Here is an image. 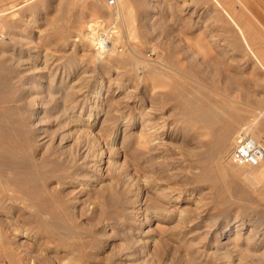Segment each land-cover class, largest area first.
Returning a JSON list of instances; mask_svg holds the SVG:
<instances>
[{
	"label": "rangeland",
	"instance_id": "374dc122",
	"mask_svg": "<svg viewBox=\"0 0 264 264\" xmlns=\"http://www.w3.org/2000/svg\"><path fill=\"white\" fill-rule=\"evenodd\" d=\"M148 1L150 2L147 6L143 7L137 5L135 0H130L128 7L129 22L125 23L119 18L116 19L114 16L108 17L106 14L108 11H114L116 9L117 2L115 6L107 5L106 7L93 5L88 1H80L76 3V6L74 5L72 9L73 14H68V16L66 12L68 10V0H0V8H8L7 10H9L8 15L11 17L13 26L15 25L13 31L19 32L21 36L27 35L23 37L25 39L23 43L27 46L26 48L23 47L25 46L23 43L12 45L17 48L22 45L21 47L24 50L22 57L24 62L23 67L27 68L32 63L34 64L32 56L36 54L40 58L43 56L52 57L53 64H60L58 68L59 75L62 73L65 74V72L69 73V83L73 81L78 82L79 79L77 78L83 75L81 71L89 75H93L94 73L93 78L95 77L97 81L95 82V86L99 85L98 80H102L101 94H108L105 99L112 100V102H109L111 107L109 106L108 110L112 108L114 111H111L105 116L106 121L104 120L105 122H102V125L99 124V121H102L104 115L100 114L98 123L91 127V131L92 133L94 132V135L96 134L95 136L98 139L101 136L99 146L101 149L103 147L102 150L105 149L102 152V159L105 162L101 166L107 168V170L102 169L101 172L105 174V180H109L108 182H111L117 191L113 192V195L111 194L110 196L109 192L106 195V192L103 193L99 191L100 189L95 188L97 184L94 182L89 185L88 189H85L80 184L72 181L73 170H80L84 173L85 169H80L79 165L81 166V164L78 161L74 164V162L72 163L67 160V158H71L73 153L71 155L69 153L61 154L58 151L59 149L55 138L57 136L59 137L62 131L67 132L70 130L68 132L70 138L67 143H71L75 132L73 125L68 124L64 126L65 128H59L57 125V123L59 124V118L55 111H47L49 118L47 120L44 118L40 121L39 126L42 127V131L37 132L39 134L38 136H44V139L53 137L49 149L48 147L44 149V147L39 145H36V147L35 145L33 146L30 141L33 136L32 132H34L31 129L33 126L25 118H23L25 123L22 121L20 123L14 113L9 116L0 117L1 130L4 133L17 137L15 141L9 140L7 137L6 141L3 142L4 146H2V149L0 148L3 162L0 165V184H2V187L0 185V264H204V262L218 264L220 262L219 260L214 261L217 257L214 258L215 255L212 253L197 255L193 252V249L196 247L206 246V242L210 239H204L203 231L206 223L210 220V218L206 219L204 217L209 214H205L204 211H199L196 208V201H211L217 188L209 181L199 180L202 167L207 162L205 161L207 158L204 156V153L209 145V136L200 125L192 121H186L181 117L180 103L177 101L176 96L182 86L190 85L189 87L193 89L194 86L198 85L203 87L212 96L225 98L232 104H238L251 110L253 106L249 105L250 103L242 102L245 100L241 90L243 88L242 85L246 86V89L249 88L247 90V92L250 90V93L248 92L249 97L250 95L253 97L256 94V96H259L261 90L259 88L257 89L256 85H253L254 83L245 84L244 82V84L241 83L237 86L231 80L229 81V76L236 73L238 69L239 71L241 69L244 76H250L252 72L256 73L257 71L254 72L252 69V59L244 48H233L234 46L230 41L234 35L232 32H229V25H227L225 19L216 10L214 11L207 2L206 5L201 0L202 3L199 5L196 3V0ZM247 1L254 7L258 20L260 21L259 32L262 33L260 40L264 42V0ZM151 2L156 4V6L154 7ZM184 2L188 5L186 9L181 7V4ZM195 8L198 9L197 12H201L199 17L200 21L198 20L197 27H191L189 23L191 22L189 21L191 19L190 13L193 10L195 11ZM19 19H22L23 22ZM89 23H93L90 30L91 32H95L96 37L98 36L100 39V45L105 49L102 53L105 56L101 54L99 55V59L95 55V45L86 41L85 37L79 34L80 30L88 27ZM96 25H98L97 29ZM226 25L228 28L223 30L226 28ZM18 28L22 29L19 30ZM227 31L229 32L228 35ZM225 33L227 36L224 35ZM119 37L122 38V41ZM197 37L202 38V42L204 43L207 42L206 38L215 39L217 44L207 42L209 44L208 49H210L209 53L199 52L195 45V39ZM109 40L112 41L110 42ZM114 40L117 44L119 43L118 46L121 44L124 46H120V48L123 47L122 51H120L121 53H110V48ZM12 46L8 45V51ZM105 47L108 49L106 50ZM125 52L130 53L129 55L134 57L137 64L136 62L128 63L117 61L116 58L120 57L121 54L122 56H128ZM27 54L32 55L28 58ZM6 56L7 54L0 58V64L7 62ZM101 56L104 58H100ZM172 56L177 57L179 64H170ZM215 56L217 57L214 60ZM138 58H140V61ZM118 62L121 64H118ZM39 65L41 64L39 63ZM165 65L166 67L164 68ZM246 69L249 70V73L248 71L246 72ZM30 73L31 70H27L24 77H27ZM152 78L154 79L152 80ZM162 81L164 85H161ZM203 82L205 86H202ZM147 83H152L154 86L153 93L150 92L151 90L149 93L148 91L147 94L145 93V99L151 100V107L153 106V114L151 113L153 120L165 123L167 125L165 129L171 134L172 132L176 134L171 138L172 143L169 146L170 148H168L169 150L166 149L164 151L165 155L158 157L159 163H164V160L166 161L163 165L166 169L164 172L165 176L159 170L158 162L154 165L149 162L147 163L146 159H148V154L146 150H143L144 155L140 158L141 160L137 159L140 151L138 150L136 142L138 124L136 122L137 109L135 106L140 101L137 98L141 95L137 87L143 88ZM108 85L110 89H107ZM127 90H130L128 94L130 96L125 94ZM113 91L115 93H111ZM235 91L237 92L236 97ZM233 94L234 96H232ZM41 100L42 102L45 101L42 103V105L46 104L45 107L51 104L49 101L47 103L45 99ZM120 114L122 115L120 116ZM253 118L254 116L250 112H247L243 122L251 123ZM256 120L255 133L257 134L259 142L264 146V118H258ZM98 124L102 128L100 127L98 129ZM48 127L50 129L52 128V130ZM53 128L56 134L53 133ZM237 129L232 130L233 136ZM105 134L106 136L109 135L110 138H107ZM200 134L203 138H200ZM20 136L22 137L20 138ZM102 136L105 137L103 138ZM112 136L113 139L111 138ZM232 147L231 145L228 151L222 155L221 159L223 163L226 160H228L225 162L226 164L235 162L230 157ZM12 152L14 153L12 154ZM199 158L204 160V162L202 163ZM34 159L36 162H33L35 161ZM198 159L199 161H197ZM12 160L17 164L16 170L15 168L14 170L13 168L10 169L8 166ZM139 160L140 162H138ZM235 164L238 166L237 170L241 177L239 176L236 181L229 183V191L225 195L226 201L221 202L222 204L211 203L210 208L208 207V212L213 216L212 218H218L219 223L222 225L226 221L232 223L235 221V216L241 217V214L247 228L254 224V220L256 219L264 224V182H262L264 181V177L258 181L259 183L245 181L242 175L247 172L246 170H251L250 167L243 164L239 166V163ZM113 166H118L119 168L113 170ZM149 166H153L154 168L152 170L148 169ZM261 167L264 168L263 165ZM31 169L36 170V173L41 175L42 178H38L34 183L30 182L25 185L23 192L13 189L7 182V178L15 171H23V174H26ZM158 170L160 173H158ZM168 170L172 172L171 175L169 174L171 172ZM112 177L115 179L113 180ZM156 183L163 187L171 186L182 191L183 200L187 201L168 202L167 198L156 194L154 188H151ZM118 187L120 190H118ZM121 187H127L131 190L128 193L129 201L131 200L130 204L136 205L137 209L140 207V212L136 214L126 212L124 205H122V195L124 194H122ZM87 190L90 193H85L88 192ZM135 190L137 191L133 192ZM115 193L117 194L115 195ZM84 194L86 196L85 199ZM21 197L30 198L28 201L32 203L31 208L24 199V203L22 202ZM180 210L183 211V214H188L189 218H194L197 211H199L203 215L199 219L204 220L194 225H188L189 222L184 224L180 220L178 221ZM72 214L73 218L71 216ZM113 216L116 217L114 218ZM44 217L45 219H43ZM192 227L194 228L192 230L194 233L190 229ZM17 228L18 230H16ZM182 229L184 230L182 231ZM23 230L26 231V236L20 237L19 234ZM190 234L193 235L189 236ZM182 235L183 237L185 235V238ZM12 237L13 239L11 240ZM16 238L21 240L20 243ZM183 239L185 240L183 241ZM16 242L19 247L16 245ZM189 242L194 248L188 245ZM76 259L78 262L75 263L77 261Z\"/></svg>",
	"mask_w": 264,
	"mask_h": 264
},
{
	"label": "bare ground",
	"instance_id": "6f19581e",
	"mask_svg": "<svg viewBox=\"0 0 264 264\" xmlns=\"http://www.w3.org/2000/svg\"><path fill=\"white\" fill-rule=\"evenodd\" d=\"M80 1H88V2H91L93 5H102V6H106L107 7V4H105V1H103V0H68V10L66 11L67 15L68 14L69 15L73 14V10L72 9H73L74 5L76 6V3L80 2ZM116 1H117L116 9L114 11H108L106 13L107 16L108 17L114 16V17H116V19L119 18L125 23L129 22L128 21V19H129L128 7H129V4H130V0H116ZM135 1L137 2V5L143 6V7L147 6V4L150 2L148 0H135ZM202 1L205 2V4L207 2L209 5H211L212 9H214V11L216 10L218 12V14H220V16H222L225 19L227 25H229V28L226 25L225 26L226 28H224L223 30L228 28V30H230L229 32H232V34L234 35V37L232 36L233 38L230 41L231 44L234 46L233 48H235V47L236 48H244L246 53L252 59V62H253V64H251V66L253 65L252 69L254 70V72L257 71L256 73L252 72L253 74L250 72L251 73L250 76H244V73L242 74L241 69L239 71V69L236 67L238 69V71H236V73H233V74H231L229 76V78H230L229 81L231 80L237 86H238V84H241V83L244 84V82H245V84L246 83H254L253 85H256L257 89L259 88L262 92L260 91L261 94H259V96H256L257 95L256 94L255 96L252 95L253 97H251V95L249 97L248 92L250 90L247 92V90L249 88L246 89V86L242 85L243 88L241 90H242L244 98H245V100L242 101V102L243 103L244 102L250 103L249 105L253 106V109H251V110L245 108L244 106L238 105V104H232L228 100H226L225 98L212 96L206 90H204L203 87L198 86L197 84H196L197 86H194L193 89L191 87H189L190 85L189 86H187V85L182 86L181 85L182 88L180 89V92L177 93L176 98H177V101L180 103L179 105H180V110H181L182 116L180 115V113H179V115L186 121H192L194 123H197V125H200L202 128L205 129L206 134L209 136V145L207 144L208 148L206 147L207 149H206L205 153L203 152L204 156L208 160L205 159V161H207V162L202 167L201 173L199 175V180L202 179V180L209 181L212 184H214L216 186V188H217L216 193L213 195L211 201H200V200L196 201V208L199 211H204L205 214L206 213L209 214L208 216L204 217L206 219L210 218V220H208V222L206 223V225H205L206 227L203 229V231H204V239H208V238H210V239L208 240V242H206L207 243L206 246H203V247H199V248L196 247L195 249H193L194 247L192 246V244L190 242L188 243V245L193 247L192 248L193 252H195L197 255L206 254V253L214 254L215 255L214 258L217 257V259L214 260V258H213V260L214 261L219 260L220 262L218 261L219 262V263L217 262L218 264H264V224H262L261 221L256 219V220H254V224H252L250 227L247 228L246 227V223H245L244 219L242 218V214H241V217H237V215H236L235 218H234L235 221H233L232 223H230V221H226V223L224 225H222L221 223H219L218 218H212L213 216L208 212V207L210 208L211 203H216L217 204V203H221V202L226 201L225 200V195L229 191V183L231 181H236V179L239 178V176H240V173L237 170L238 166H237V164H235L236 162H234V163L232 162V163L226 164L225 162H227L228 160L224 159L226 161L223 163V160L221 159L222 155L225 154L228 151V149H229V147L231 145L233 146L235 138H236V136L238 134H241V133L247 134V135L251 136L256 141L259 142V140L257 138V134L255 133V131H256L255 130V126H256V121H257L256 119L264 118V42L260 40V35L262 34L261 32H259V23H260V21L258 20V17L256 15L254 7L252 5H250L247 0H202ZM196 3H198L200 5L202 2H201V0H196ZM152 4H153L154 7L156 6V4H154V3H152ZM205 4H203V5H205ZM187 6L188 5L186 4V2L181 4V7L183 9H186ZM7 9H1L0 10V58H2L4 55L7 54L6 57H7V62H8V63L6 62L4 64H0V117L9 116V115L14 113L17 116V120H19L20 123L24 122L23 118H25L26 120H28L30 122V125L33 126V128H31V129H33L34 132H32L33 136L30 139V141L32 142L33 146L35 145V147H36V145H39L41 147H44V149L47 148V147L49 149L51 144H52L53 137L52 138L48 137L47 139H44V136L39 137L38 136L39 134L37 132L38 131H42L41 130L42 127L39 126L40 121L42 119H44V118H46V120H47V118H49V115H48L47 111L48 110H50L51 112L55 111L57 116H58V118H59V124L57 123L59 128L64 127V126L69 124V125H73V127H74L73 130L75 132V135L72 137L73 139L71 138L72 139L71 143H67V141L70 138L69 133H68V132H70V130H68V131L66 130L67 132H65V131L63 132L62 131V133L59 135V137L55 136L56 137L55 141L57 142V146H58V149H59L58 151L61 154L69 153L71 155V153H73L71 158L69 157V158H67V160L71 161L72 163L74 162V164L78 161L81 164V166L79 165L80 169H85L84 173L81 172L80 170H73V172H72V175H73L72 181H74L77 184H80L85 189H88L89 185H91V183L94 182V183L97 184V187H95V188L100 189L99 191H101L103 193L106 192V195L109 192L110 196H111V194L113 192H117L116 189H115V186L111 182H108L109 180L106 181L105 180V176H104L105 174H103L101 172L102 169H104V170L106 169L107 170V168H103V166H101L102 163L105 162L102 159V157H103L102 156L103 155L102 152L105 149L102 150L103 147L101 149V147L99 146L100 145L99 144V140H100L101 136L98 139L95 136L96 134L94 135V132L92 133V131H91V127H93L94 125H96L98 123V121L100 119V114L104 115L102 121L101 122L99 121V124L102 125V122L106 121L105 120L106 119L105 116L108 113H110L111 111H114L112 108L108 110V107L110 106L109 102H112V100L109 101L107 98L105 99V97L108 94H106V95H102L101 94L102 80H98L99 81V85L95 86V82H97V81L95 80V77L93 78L94 73H93V75H89V74H85V73H83V71H81L83 75H81L79 78H77V79H79V81L78 82L77 81H73L72 83H69L68 82L69 73L65 72V74L62 73L61 75H59L58 68H59L60 64L59 65L56 64V63L53 64L52 57L43 56V55H42L43 56L42 58H40L39 55H36V54L33 55L32 58L34 60L33 59L32 60H33L34 64L32 63L27 68L23 67L24 66L23 65L24 62H23V58L22 57H23V51L24 50L21 47L22 45H20L18 48L17 47H13L12 45H15L17 43L18 44H22L23 40L25 42V39H23V37H26L27 35L26 36H21V35H19V32L13 31V28H14L15 25L13 26V22L11 21V17L8 15V13H9L8 11L9 10H7ZM197 10L198 9H196L195 11L193 10L190 13L191 14V19L189 21H191V22H189V23H190L191 27H197V25H198L197 23L200 21L199 17H200L201 12H197ZM206 10H208V9H206ZM139 13H141V12L139 11ZM94 14H95V12H94ZM75 17H76V15H75ZM77 17H78V12H77ZM79 17H80V15H79ZM217 17H218V15H217ZM16 18H18V17H16ZM19 18H20V16H19ZM19 20L22 21V19H19ZM75 20H77V18H75ZM79 20H81V19L79 18ZM92 26H93V23H89L88 27H86L85 29H81L80 33H79V31H78V33L80 34V36H84L86 41H89L90 43L95 45V49H96L95 50V55H96V58L99 59V55H101L105 51V49H103V47L100 45V43H101L99 41L100 39L98 38V36L96 37L95 32H91L90 29H91ZM97 26L98 25H96V29H97ZM21 29H19V30H21ZM229 32L227 31V35H228ZM101 33H103V32H101ZM115 35H116V33H115ZM201 35H202V33H201ZM224 35H226V33ZM71 38H73V37H71ZM104 38H103V40H104ZM109 38H111V37H109ZM112 39H114V38H112ZM121 39L122 38H120V40ZM263 39H264V37H263ZM29 40H31V39H29ZM206 41L208 43H210V44H212V43L213 44H217L215 39H212V38H206ZM207 42L206 43L202 42V38H199V37H197L195 39V45L197 46L199 52H202V53H207L208 52L209 53L210 49H208L209 48L208 47L209 44H207ZM118 44L116 43L115 40L112 42V46L110 48L111 52L109 51L111 54H112V52L116 54L117 52L122 51V48L124 46L121 44L123 47L120 48L121 45L118 46ZM8 45L12 46L11 48L9 47L10 48L9 51L7 49ZM23 47L26 48L27 46L25 45ZM84 47H87V46H84ZM214 47H216V46L214 45ZM38 49H36V50H38ZM107 49L108 48H106V50ZM130 51H132V49H130ZM128 52H129V50H128ZM128 52H125V53H127L128 56H124V55L122 56V54H121L120 57L116 58V56H115V58L117 59V61H120V62H128V63L136 62V64H137V61L134 60V57L130 56L129 55L130 53H128ZM38 54H40V53H38ZM27 55H28V58H30L29 56H31L32 54H27ZM102 55H104V54H102ZM131 55H132V53H131ZM74 56H76V55H74ZM106 56L108 57V55H106ZM175 56H172V58H171V63L170 64H172V65L179 64L178 61H177L178 59ZM102 57L103 56H101L100 58H102ZM216 57L217 56H215L214 60L216 59ZM245 57H246V55H245ZM111 59L113 60V58H111ZM139 59L140 58H138V60ZM139 61H138V63H139ZM9 62H10V64H9ZM120 62H118V64H121ZM39 63L41 65H39ZM206 63H208V62H206ZM66 64H68V63H66ZM104 64H105V62H104ZM180 64H182V63H180ZM144 65H146V64L144 63ZM168 65H169V63H168ZM68 66H70V65H68ZM182 66H183V64H182ZM110 67H112V66L110 65ZM136 67H138V65H136ZM141 67H142V64H141ZM162 67H163V65H162ZM165 67H166V65L164 66V68ZM75 68H77V67H75ZM186 69H187V67H186ZM27 70H31V73L27 77H24V75L27 72ZM124 71H126V70H124ZM247 71L249 73V70L246 69V72ZM63 72H64V70H63ZM84 72H86V71H84ZM167 75H168V73H167ZM172 76H174V75H172ZM134 77L136 78V76H134ZM153 79L154 78H152V80ZM191 79H192V77H191ZM202 79H204V78H202ZM122 82H120V83L122 84ZM204 82H206V81H204ZM204 82L202 83V86L204 85ZM109 85H108L107 89H110ZM161 85H164L163 81H162ZM253 85H251V86H253ZM138 87H137V90L141 93V95L137 98L140 101L137 102L136 106H135L136 109H137L136 122L138 124V133L136 134V142H137V145H138V150L140 151V155L137 157V159H140L142 157V155H144L143 154V152H144L143 150H146V152L148 154V156H147L148 159H146L147 163L149 162L152 165H154V164H156L158 162L159 170L161 171V173H163V176H165L164 172L166 171V169H165V167H163V165H164V163L166 161L164 160L163 161L164 163H159L158 157H160L162 155H165L164 151L166 149L170 148L169 146L172 143L171 138L174 137V135H176V134H173V132H172V134L170 132H168L165 129V127L167 126L165 123H160V122H156L155 120H153V117H152V114H153L152 113V111H153L152 107L153 106L151 107V104H150L151 100L149 101V100L145 99V97H146L145 93L147 94V91L149 93V91L151 90L150 92L153 93V87H154L153 84L152 83L151 84L147 83L145 85V87H143V88H138ZM129 91L130 90H127L125 92V94L128 95L130 93ZM174 91H176V90H174ZM111 93H115V91H113ZM236 94H237V92L235 93V97H236ZM128 96H130V95H128ZM232 96H234V94ZM41 99H45L47 103L49 101L52 105L49 104L47 107H45L46 104L42 105V103H44L45 101L43 100L44 102H42ZM145 101H147V102L145 103ZM174 104H175V102H174ZM247 112H250L251 115L254 116V118L252 119L251 123L243 122V120L246 118ZM121 115L122 114H120V116ZM50 116H52V115H50ZM108 116H110V115H108ZM162 122H164V121H162ZM99 124H98V126H99L98 129L101 127V125H99ZM64 128H63V130H64ZM235 128H238V129H237L235 135L233 136L232 130L235 129ZM103 129L105 130V128H103ZM50 130H52V128ZM54 131H55V129L53 130V133H54ZM54 134H56V132ZM99 134H98V136H99ZM197 134H199V133H197ZM105 136H106V134H105ZM108 136L109 135H107L106 137L110 138V136L109 137ZM200 136H201V134H200ZM7 137H8L9 140H12V141L17 140V137H15V135L4 133L1 130V128H0V148L1 149H2V146H4L3 142L6 141ZM21 137L22 136H20V138ZM103 138H101V139H103ZM111 138L113 139V136ZM200 138H203V137L201 136ZM106 143H107V141H106ZM23 144H24V142H23ZM6 145H8V144H6ZM54 148H55V145H54ZM8 149H10V148H8ZM27 149H29V148L27 147ZM12 150H10V151H12ZM13 153L14 152H12V154ZM16 155H17V153H16ZM226 156H228V155H226ZM104 157H105V155H104ZM199 159L197 161H199ZM140 160L138 162H140ZM200 161H202V163L204 162V160H201V159H200ZM10 162L11 163L8 164L9 168L10 169L13 168V170L15 168V170H16V168H17L16 162L13 161V160L10 161ZM33 162H36V160L33 161ZM107 162H108V159H107ZM2 163H3L2 162V154L0 152V165ZM197 163H200V162H197ZM144 164H146V163H144ZM41 165H42V163H41ZM113 165H114V163H113ZM239 166H240V164H239ZM113 167H114L113 170H115V168H119L118 166H116V167L113 166ZM142 167H144V165H142ZM166 167H169V166H166ZM263 167H264V165H263ZM153 168H154L153 166L152 167L151 166L148 167V169H151V170ZM240 169H242V168H240ZM250 169L251 170H246L247 172L245 174H243V175L241 173V175L243 176L242 178L245 181H250L252 183H256V182L260 181L264 177V168H262L261 166H250ZM51 170H52V168H51ZM160 171L158 173H160ZM168 171L171 172L170 170H168ZM117 172H118V170H117ZM242 172H243V170H242ZM169 174L171 175L172 172L169 173ZM106 177H108V176H106ZM116 177H118V176H116ZM38 178L41 179L42 176L38 175L36 173V170H32L31 169V170L27 171L26 174H23V171H21V172L20 171H17V172L15 171L13 174H11L10 177L7 178V182L13 187V189L23 192V189H24L25 185H27L30 182L34 183ZM109 178H111V177H109ZM114 179L115 178H113V180ZM122 179H120V180H122ZM125 181H126V179H125ZM262 182H264V181H262ZM0 185L2 187V184H0ZM251 186H253V185H251ZM151 188H154V190L156 191V194H158V195L160 194V195H162V197L167 198L168 202H171V201L172 202L187 201V200H183L182 191H180V190H178L176 188H173L171 186L163 187L160 184L156 183V184L152 185ZM92 189H93V187H92ZM90 190H91V188H90ZM118 190H120L119 187H118ZM129 190L130 189H128L127 187H123L122 188V194H124V195H122L123 196L122 197V205H124L127 213H129V214L135 213L136 214L137 212H140V207H139V209H137L136 205L130 204L131 200L129 201V198H128L129 197L128 193H130ZM136 191L137 190H135L133 192H136ZM85 193H90V192L88 191V192H85ZM18 194H20V193H18ZM116 194L117 193H115V195ZM138 195H139V193H138ZM144 195H146V194H144ZM84 196H85V194H84ZM43 198H45V197H43ZM85 198H86V196L84 197V199ZM100 198H102V197H100ZM23 199H24V201H26V203L31 208L32 203H30V201H28V200H30V198L29 197H27V198H25V197L22 198L21 197L22 202H23ZM69 200H70V198H69ZM118 200H119V198H118ZM144 200H146V199H144ZM233 200H237V199H233ZM91 201H92V199H91ZM93 202H94V199H93ZM57 203H59V202H57ZM95 204H96V202H95ZM41 205H43V204H41ZM141 207H143V206H141ZM105 209H107V208H105ZM199 211H197V214H195L194 218H189L188 214H183L182 213L183 211L180 210V212H179L180 214L178 216V221L180 220L184 224L185 223L187 224V222H189L188 225H194V224L198 223L199 221L202 222L204 219H199V218H201L200 216L202 215ZM237 211H239V210H237ZM240 211H242V210H240ZM71 212H73V211L71 210ZM111 213H115V212H111ZM129 214H128V216H130ZM49 215H52V214H49ZM255 215H257V214H255ZM71 216L73 218V214ZM43 219H45V217ZM128 222H130V221H128ZM190 229H191V231L194 230L193 227L190 228ZM16 230H18V228ZM140 230L142 231V229H140ZM183 230L184 229H182V231ZM77 232H78V230H77ZM192 232L194 233V231H192ZM14 234H16V233H14ZM19 235H20V237L26 236V231L23 230ZM192 235L193 234H190L189 236H192ZM129 236H131V235H129ZM182 237H183V235H182ZM183 238H185V235H184ZM12 239H13V237L11 238V240ZM17 240L20 243L21 240H19V239H17ZM133 240H134V237H133ZM184 240L185 239H183V241ZM127 243H128V241H127ZM184 243H187V242H184ZM16 245H17V242H16ZM141 245H143V244H141ZM130 246H131V244H130ZM195 246H196V244H195ZM143 247H144V245H143ZM185 248H186V246H185ZM140 249H141V247H140ZM72 250H75V249H72ZM125 252H124V254L127 253V252L126 253ZM70 253H71V251H70ZM71 255H72V253H71ZM122 257H123V255H122ZM74 259H75V256H74ZM74 259H72V260L74 261ZM199 260H201V259H199ZM76 262H78V260L75 261V263ZM204 264H208V263L204 262Z\"/></svg>",
	"mask_w": 264,
	"mask_h": 264
},
{
	"label": "built area",
	"instance_id": "2783aa9c",
	"mask_svg": "<svg viewBox=\"0 0 264 264\" xmlns=\"http://www.w3.org/2000/svg\"><path fill=\"white\" fill-rule=\"evenodd\" d=\"M109 6H114L116 0H105ZM233 161L250 166L264 165V146L247 134H238L230 152Z\"/></svg>",
	"mask_w": 264,
	"mask_h": 264
}]
</instances>
